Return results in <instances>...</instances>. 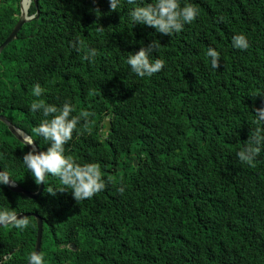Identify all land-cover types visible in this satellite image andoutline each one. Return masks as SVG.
<instances>
[{"label": "trees", "instance_id": "trees-1", "mask_svg": "<svg viewBox=\"0 0 264 264\" xmlns=\"http://www.w3.org/2000/svg\"><path fill=\"white\" fill-rule=\"evenodd\" d=\"M18 2L0 0V43ZM185 3L199 15L168 36L133 26L128 12L137 5L126 0L117 11H109V0H37L38 18L0 52V112L41 151L49 145L33 128L45 117L29 110L33 100L69 101L73 115L93 113L90 131L74 132L64 154L99 164L114 182L79 203L70 192L46 193L60 185L53 176L35 198L0 185V210L42 218L45 264H264V148L255 167L235 155L255 127V108L264 106V96H249L264 94V0ZM35 10L32 3L29 13ZM236 34L246 36V50L232 46ZM75 40L83 41L79 52ZM153 40L160 47L150 59L165 66L141 78L126 60ZM209 47L220 53L218 69ZM88 48L97 52L91 63L83 59ZM37 83L45 90L39 98L32 95ZM106 117L110 131L103 130ZM27 151L0 122L1 170L35 191L22 160ZM121 180L123 194L116 191ZM26 217L23 231L0 226V264H26L34 251L36 219Z\"/></svg>", "mask_w": 264, "mask_h": 264}, {"label": "clouds", "instance_id": "clouds-1", "mask_svg": "<svg viewBox=\"0 0 264 264\" xmlns=\"http://www.w3.org/2000/svg\"><path fill=\"white\" fill-rule=\"evenodd\" d=\"M120 2L121 0H109V11H117L120 6ZM32 3H34L36 10L35 12L29 13ZM126 3L129 5H137L129 9L128 12L133 26L137 24L147 25L154 28L155 31L161 35L172 36L173 34L181 32L185 24H191L199 15V9L197 7L193 6L191 3H185L183 6H181L180 0H153V2H149L144 6L138 5L137 0H126ZM21 5L24 8L25 17H32L27 22L35 19L34 16L36 11L38 12L39 16L37 0L36 3L33 0H29L26 6L23 5V0H19L18 13H13V15L17 16V19L21 12ZM92 11H94L96 15L101 13L99 8L93 9ZM97 17L99 16L97 15ZM98 31H103V28H98ZM71 46L79 52L83 48V41L75 40L71 43ZM232 46L236 49L246 50L249 47V42L245 35L236 34L232 37ZM159 47L160 42L153 40L146 47L142 46L139 51L131 53L126 60V63L131 68V71L141 78L151 77L154 74L160 72L165 66V61L159 58L155 59L154 61L150 59V55L155 50L159 49ZM96 55V49L88 48L85 51L83 59L91 63L94 62ZM206 55L210 58L211 66L214 69H218L220 66V53L215 48L209 47ZM44 91L45 90L40 86V84L37 83L32 89V95L39 98L44 93ZM258 95L264 96V94L261 93L249 94V96H251L253 99ZM29 110L33 113L40 112L45 117V119H43L39 125L33 128V132L37 137H41L47 142L49 146L46 150L41 151V148L38 147L37 143L30 134L26 133L21 128L13 124L4 113L0 112V114H3L9 123H11L12 126L19 132V134L27 139L26 143L19 140V138L9 130L8 126L2 122L4 125H6L7 129L15 137V139L28 148L29 151L23 155L22 160L27 171L30 172L34 178L36 185L39 186L41 184H48L46 179L48 176L56 177L59 179L60 185L55 188H45L46 193L55 196L58 192H70L74 200L79 203L85 199H91L93 196L103 191L107 187V183H114L112 181H105V179L102 177L99 164H80L71 157H67L64 154L65 145L72 139L74 132L83 134L85 131H90L88 124L90 117L94 115L93 113L81 110L78 114L73 115L72 113L75 111V108L69 101H65L62 105L57 106L55 104L46 103L42 99L33 100ZM254 113L255 127L251 128L248 139L245 141L243 147H241L235 154L241 164H246L249 167H255V161L260 155L262 148H264V106L255 108ZM105 120L110 121L108 117L104 118L103 125ZM81 123L83 124V127L78 129V125H81ZM103 130L105 131L104 126ZM9 142L13 145V139ZM16 150L13 148V151L8 153V155L13 156ZM133 164L136 165V160L133 161ZM14 183L18 184L8 173L2 171L0 168V185L14 186ZM116 191L120 194L125 192V187L122 180L120 186L116 187ZM19 213L33 214L32 212L13 213L7 210H0V226L7 227L10 225L11 227L21 231L28 228L30 224L29 219L26 216H18L17 214ZM67 246H69L71 249L74 248V245L71 243H69ZM11 251L13 252L14 250ZM11 251L6 254L8 257L12 253ZM5 256H3V259L8 258H5ZM27 259L28 264H45L44 254L38 251L31 252ZM65 264H68V262Z\"/></svg>", "mask_w": 264, "mask_h": 264}, {"label": "water", "instance_id": "water-1", "mask_svg": "<svg viewBox=\"0 0 264 264\" xmlns=\"http://www.w3.org/2000/svg\"><path fill=\"white\" fill-rule=\"evenodd\" d=\"M36 3V0H33ZM21 12L20 15L17 19V22L15 23V25L13 26L11 32L8 34V36L4 39V41L0 44V51L3 49V47L9 42L11 41L16 33L19 31L20 27L27 22L28 20H30L32 17H25V13H24V8L21 5L20 6ZM35 18L38 17V12L36 11V14L34 16ZM0 121L5 123L9 130L16 136L19 138V140H21L22 142L26 143L27 139L22 136L21 134H19V132L12 126L11 123H9V121L6 119V117L3 114H0ZM104 129L105 131H109L111 129V122L109 120H105L104 121ZM29 147H31L30 145H28ZM135 164V163H134ZM8 188L14 192H18V193H23L25 196L29 197V198H35L37 197L42 189H43V184L39 185L37 190H35L34 192L29 191L24 189L23 187H21L20 185L14 183L13 185H7ZM18 216H28V215H33L36 218V237H35V245H34V251H38L40 250V244H41V235H42V219L40 216L36 215V214H30V213H19L17 214ZM12 252V251H11ZM8 255L5 256V258H7ZM28 264V262H27Z\"/></svg>", "mask_w": 264, "mask_h": 264}, {"label": "bare ground", "instance_id": "bare-ground-1", "mask_svg": "<svg viewBox=\"0 0 264 264\" xmlns=\"http://www.w3.org/2000/svg\"><path fill=\"white\" fill-rule=\"evenodd\" d=\"M28 2H29V0H23V5L26 6V5L28 4ZM212 17H213V16H212ZM212 17H211V18H212ZM214 17H215V16H214ZM214 17H213V19H214Z\"/></svg>", "mask_w": 264, "mask_h": 264}, {"label": "rangeland", "instance_id": "rangeland-1", "mask_svg": "<svg viewBox=\"0 0 264 264\" xmlns=\"http://www.w3.org/2000/svg\"><path fill=\"white\" fill-rule=\"evenodd\" d=\"M11 140V139H10ZM12 141V140H11Z\"/></svg>", "mask_w": 264, "mask_h": 264}]
</instances>
